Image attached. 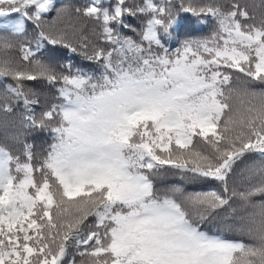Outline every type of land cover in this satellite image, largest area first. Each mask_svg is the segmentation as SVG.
Returning <instances> with one entry per match:
<instances>
[{
	"label": "snow or ice",
	"instance_id": "1",
	"mask_svg": "<svg viewBox=\"0 0 264 264\" xmlns=\"http://www.w3.org/2000/svg\"><path fill=\"white\" fill-rule=\"evenodd\" d=\"M176 7L0 0V264H264V0H180L214 28L172 49ZM222 212L234 238L205 228Z\"/></svg>",
	"mask_w": 264,
	"mask_h": 264
},
{
	"label": "trees",
	"instance_id": "2",
	"mask_svg": "<svg viewBox=\"0 0 264 264\" xmlns=\"http://www.w3.org/2000/svg\"><path fill=\"white\" fill-rule=\"evenodd\" d=\"M132 2V0H129ZM138 2V0H137ZM173 2L177 5L174 8V13L177 15V25L172 31V36L167 40V46L174 49L179 46V44L187 39V38H202L211 34L214 28V24L209 20L207 23L204 22V17H194L191 13H184L179 10V2L180 0H173ZM185 4L191 2L193 4H204V3H212V2H226V0H184ZM247 3L251 4L253 2H258V0H246ZM89 3V0H55V4L57 8L62 7H72L79 6L83 7ZM52 16H55V12L51 13ZM129 23L138 25L140 21L129 19ZM28 35L29 38L32 36L33 28L32 25L28 26ZM130 34V33H129ZM44 60L53 64L57 70H60L62 65H66L71 63L74 68L79 67L84 70H91L95 67L94 64L84 59L82 55L79 53H71L67 49H64L61 46H55V49L52 46H48L46 49L42 50V57ZM33 87L40 93L39 99L41 101L40 105L35 107V111L37 115L44 107L47 102L53 101L54 90L46 87L42 83H34ZM2 118V115H0ZM28 143L34 145V150L37 154L41 153L46 147L50 140V138L45 133H33L28 135L27 137ZM2 139V136H0ZM243 167V165H241ZM178 182L177 178L168 176L163 178L161 183L170 184ZM185 190L189 193L196 192H206L210 190L220 191L221 186L218 182L211 180H200V181H186L184 182ZM234 227V222L228 218L223 212L220 216L212 221L210 224H206L205 228L210 229L212 231H219L223 233L228 238H234L236 233L231 229ZM74 251V250H70ZM79 259V257H77Z\"/></svg>",
	"mask_w": 264,
	"mask_h": 264
}]
</instances>
